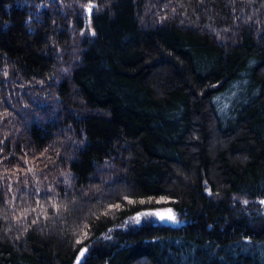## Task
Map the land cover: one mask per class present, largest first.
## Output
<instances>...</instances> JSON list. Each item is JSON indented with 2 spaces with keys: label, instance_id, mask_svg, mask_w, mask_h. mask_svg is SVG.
<instances>
[{
  "label": "trees",
  "instance_id": "trees-1",
  "mask_svg": "<svg viewBox=\"0 0 264 264\" xmlns=\"http://www.w3.org/2000/svg\"><path fill=\"white\" fill-rule=\"evenodd\" d=\"M0 264H264V0H0Z\"/></svg>",
  "mask_w": 264,
  "mask_h": 264
},
{
  "label": "rangeland",
  "instance_id": "rangeland-1",
  "mask_svg": "<svg viewBox=\"0 0 264 264\" xmlns=\"http://www.w3.org/2000/svg\"><path fill=\"white\" fill-rule=\"evenodd\" d=\"M170 218V222H168ZM178 219L176 218L174 211L170 208H158L149 210L141 214L136 215L131 221L132 226H141L144 224H158V225H176Z\"/></svg>",
  "mask_w": 264,
  "mask_h": 264
},
{
  "label": "water",
  "instance_id": "water-1",
  "mask_svg": "<svg viewBox=\"0 0 264 264\" xmlns=\"http://www.w3.org/2000/svg\"><path fill=\"white\" fill-rule=\"evenodd\" d=\"M171 220H170V218H169V220H168V222H170Z\"/></svg>",
  "mask_w": 264,
  "mask_h": 264
}]
</instances>
